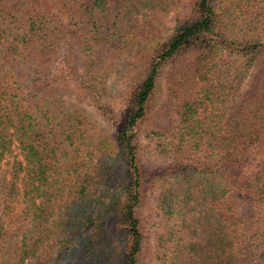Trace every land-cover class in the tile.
Segmentation results:
<instances>
[{
	"label": "trees",
	"instance_id": "trees-1",
	"mask_svg": "<svg viewBox=\"0 0 264 264\" xmlns=\"http://www.w3.org/2000/svg\"><path fill=\"white\" fill-rule=\"evenodd\" d=\"M179 4L0 0V264H264V0Z\"/></svg>",
	"mask_w": 264,
	"mask_h": 264
},
{
	"label": "rangeland",
	"instance_id": "rangeland-1",
	"mask_svg": "<svg viewBox=\"0 0 264 264\" xmlns=\"http://www.w3.org/2000/svg\"><path fill=\"white\" fill-rule=\"evenodd\" d=\"M191 2H192V0H180V4H179L178 8L175 9L168 17L167 26L169 28H171L173 26V22H174V19L176 17H183V16L189 15L190 9H191ZM122 69H123V67L120 65L119 70L121 73L123 72ZM108 87L115 89L117 87L116 81L114 79H110L108 82ZM163 97H164V92H163V89L161 88L159 90L158 95H157V100L161 101L163 99ZM143 163H144V167L146 169H150V171L154 170L155 167H161L160 165L162 164L161 160L155 158V156L151 157V155L150 156H143ZM154 196H156V190L154 191ZM150 201H152V200L150 199ZM150 205H151V202H150ZM150 230H151V228H148L149 232H150ZM150 237H151V235H150ZM150 244H151V241H150ZM148 263H149V261H148Z\"/></svg>",
	"mask_w": 264,
	"mask_h": 264
}]
</instances>
